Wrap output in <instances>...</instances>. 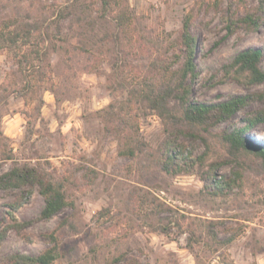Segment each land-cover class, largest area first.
I'll use <instances>...</instances> for the list:
<instances>
[{
  "label": "rangeland",
  "instance_id": "obj_1",
  "mask_svg": "<svg viewBox=\"0 0 264 264\" xmlns=\"http://www.w3.org/2000/svg\"><path fill=\"white\" fill-rule=\"evenodd\" d=\"M127 1L140 20L146 40L165 47L176 39L183 16L196 0ZM197 1L200 11L192 32L197 39L198 77L191 98L214 103L229 95L264 90V81L244 88L223 77L224 66L237 52L249 47L262 49L264 71V0ZM28 2L0 0L6 6ZM92 6L95 15L96 4ZM234 11L240 17L253 13L256 26L249 29L240 23L229 32L225 19ZM106 29L109 23L100 19L91 38H83L87 51L67 52L63 44L50 56L54 84L51 90L40 92L43 104L39 111L33 101L16 95L0 97V129L6 144L0 151V171L15 163L36 168L40 174L63 180L67 196L73 201V207L40 219L37 216L43 197L36 188H0V220L15 201H22L17 219L33 220L20 232L8 231L0 244V264H9L8 255L12 253L36 254L45 249L49 232L59 240L58 255L52 264H105L117 252L126 255L117 264H197L195 252L186 245V233L176 235L172 228L166 235L151 229L148 224H157L159 218L172 223L178 219L183 224L198 219L210 221L219 238L235 236L218 251L195 245L198 264H264V209L260 207L264 175L259 173V162H246L249 181L242 189L238 183L226 193L214 195L213 189L205 187L211 181L229 178L235 169L234 163H227L212 175L205 173L222 150L221 136L240 126L242 118L264 104L249 103L229 119L209 126L203 131L204 139L188 132L179 134L176 150L191 158L205 156L186 172L171 175L160 168V145L166 131L154 112L138 118L139 137L145 142L143 152L134 157L119 155L116 137L106 130L102 120L107 105L125 96L124 91L110 87L116 84L111 78L114 58L95 46V40ZM71 41L82 45L76 38ZM138 55L128 53L125 60L127 65L136 66L132 75L142 70L143 76L146 69ZM92 66H98L97 71H91ZM12 68L11 54L0 52V83ZM243 136L252 144L264 146V124ZM8 152L12 159L4 158ZM151 196L170 209L155 216L147 205ZM101 208H108L110 213L99 215Z\"/></svg>",
  "mask_w": 264,
  "mask_h": 264
},
{
  "label": "trees",
  "instance_id": "obj_2",
  "mask_svg": "<svg viewBox=\"0 0 264 264\" xmlns=\"http://www.w3.org/2000/svg\"><path fill=\"white\" fill-rule=\"evenodd\" d=\"M93 1L50 0L49 3H42L40 0H29L24 5L0 4V52L11 54L13 61V68L0 83V97L16 95L26 101H33L34 108L39 111L43 104L40 92L51 90L54 84L50 56L63 47V44L67 52L87 51L83 38L85 35L91 38L97 21L105 19L109 23V29L95 40V46L114 58L111 78L116 84H110V87L124 91L125 96L114 99L107 105L102 120L106 124V130L116 137L119 155L134 157L143 152L145 142L139 137L138 118L148 111L154 112L163 121L166 131L160 145V168L171 175L186 172L196 161H203L205 156L191 158L184 155L183 151L176 150L179 134L188 132L204 139L203 131H207L209 126L229 119L249 103L257 101L264 104V90L229 95L214 103L197 102L191 98V91L198 77L195 61L197 39L192 32L193 21L200 11L197 0L183 16L176 39L165 47L146 40L140 20L127 0ZM229 1L231 3L232 0ZM93 3L96 4L95 15L92 14ZM225 21L229 32L240 23L246 24L249 29L255 25L251 12H246L242 17L236 11L231 12ZM65 28L68 29L64 30ZM71 38H76L82 45L72 43ZM132 52L135 55L136 52L140 53L138 56L144 61L142 65L146 70L143 76L140 75L142 70L139 74L134 72L132 75L136 66H128L126 63V55ZM262 57L263 51L259 47L240 50L224 66L223 77H229L244 88L262 83ZM97 69L98 66H92L90 70ZM240 121V126L221 136L222 150L205 172L212 175L220 165L234 163L235 169L229 178L214 180L210 185H205L206 188L213 189L214 195L224 194L238 183L240 189L244 187L249 181L246 176L248 160L258 161L259 173L264 175V146L260 143L252 144L243 136L250 129L264 124V107L249 112ZM4 139L0 129V151L6 146ZM4 155L5 159H12L11 152ZM23 186L36 188L42 195L43 206L37 216L40 219L51 218L64 208L73 207L63 180L40 174L36 168L17 163L0 171V188ZM147 199V205L155 216L170 209L154 196ZM21 204L22 201L12 203L5 211V217L0 220V244L9 230L20 232L33 221L17 219L16 211ZM260 207L264 209V199L260 201ZM109 211L108 208H101L98 214L104 216ZM148 225L152 230L158 229L166 235L172 232V228L176 235L186 233V245L190 251L195 252L197 264L195 245L202 244L205 249L213 252L218 251L223 244L231 243L235 237L219 238L211 226L212 222L200 219L196 223L183 224L178 219L172 223L169 220L162 222L159 218L157 224ZM47 237L48 247L36 254L12 253L8 255L9 264H52L58 255L59 240L54 232H49ZM125 256L124 253L117 252L105 264H117Z\"/></svg>",
  "mask_w": 264,
  "mask_h": 264
}]
</instances>
